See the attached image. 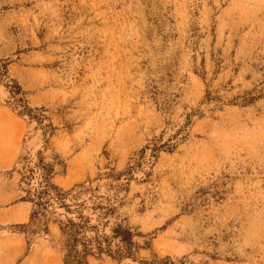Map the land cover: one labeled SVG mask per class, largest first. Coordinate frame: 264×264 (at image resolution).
<instances>
[{
    "label": "rangeland",
    "instance_id": "rangeland-1",
    "mask_svg": "<svg viewBox=\"0 0 264 264\" xmlns=\"http://www.w3.org/2000/svg\"><path fill=\"white\" fill-rule=\"evenodd\" d=\"M0 59V264L80 214L89 264H264V0H0Z\"/></svg>",
    "mask_w": 264,
    "mask_h": 264
},
{
    "label": "trees",
    "instance_id": "trees-1",
    "mask_svg": "<svg viewBox=\"0 0 264 264\" xmlns=\"http://www.w3.org/2000/svg\"><path fill=\"white\" fill-rule=\"evenodd\" d=\"M9 62L7 60L0 59V81H4L7 78ZM20 86L17 89L16 94L20 95ZM23 114V113H22ZM57 189L56 186L48 183L47 190L51 191ZM68 193L64 192L58 194L56 199L60 202L66 199ZM70 209L71 207L68 206ZM35 215V214H34ZM78 222L74 220H69L67 223L61 226V232L65 237L64 247H63V259L64 264H89V256L101 257L103 254H107L111 257L115 256L119 259L130 258L131 249L127 248L125 251L118 249L113 252L110 245L106 248L101 240H91L85 235V231L89 224V220L85 218L82 214L78 218Z\"/></svg>",
    "mask_w": 264,
    "mask_h": 264
},
{
    "label": "crops",
    "instance_id": "crops-1",
    "mask_svg": "<svg viewBox=\"0 0 264 264\" xmlns=\"http://www.w3.org/2000/svg\"><path fill=\"white\" fill-rule=\"evenodd\" d=\"M7 160V159H6Z\"/></svg>",
    "mask_w": 264,
    "mask_h": 264
}]
</instances>
